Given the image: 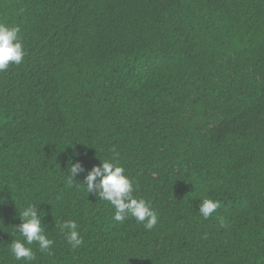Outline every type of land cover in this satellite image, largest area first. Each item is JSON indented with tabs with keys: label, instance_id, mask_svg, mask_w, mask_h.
Returning a JSON list of instances; mask_svg holds the SVG:
<instances>
[{
	"label": "trees",
	"instance_id": "1",
	"mask_svg": "<svg viewBox=\"0 0 264 264\" xmlns=\"http://www.w3.org/2000/svg\"><path fill=\"white\" fill-rule=\"evenodd\" d=\"M0 23L26 53L0 72V264L29 203L54 240L32 264H264V0H0ZM115 153L151 230L80 183Z\"/></svg>",
	"mask_w": 264,
	"mask_h": 264
},
{
	"label": "clouds",
	"instance_id": "2",
	"mask_svg": "<svg viewBox=\"0 0 264 264\" xmlns=\"http://www.w3.org/2000/svg\"><path fill=\"white\" fill-rule=\"evenodd\" d=\"M20 27H9L0 23V72L8 69L11 64L20 65L25 57ZM119 153L109 159H101V164L93 166L87 171L83 182H80L88 194L97 195L99 200L108 202L114 209L113 220L123 223L129 217L137 223L143 224L146 230L153 229L158 223V213L152 208L150 202L135 196L136 187L133 181L126 175L125 168L119 164ZM85 172L82 164L77 161L71 163L68 171V181L71 184L75 178ZM220 207V202L204 198L198 207L199 214L204 218H210ZM21 223L14 226V231L20 238L12 239L7 246L8 253L16 260L24 264H32L36 259L31 247L38 246V251L51 255V246L54 243L50 239L42 223L45 213L38 209V205L29 203L19 211ZM64 234L66 242L72 249L83 244V237L78 231V224L72 219L56 223ZM22 238V239H21Z\"/></svg>",
	"mask_w": 264,
	"mask_h": 264
},
{
	"label": "rangeland",
	"instance_id": "3",
	"mask_svg": "<svg viewBox=\"0 0 264 264\" xmlns=\"http://www.w3.org/2000/svg\"><path fill=\"white\" fill-rule=\"evenodd\" d=\"M0 222H3L2 219H0Z\"/></svg>",
	"mask_w": 264,
	"mask_h": 264
}]
</instances>
